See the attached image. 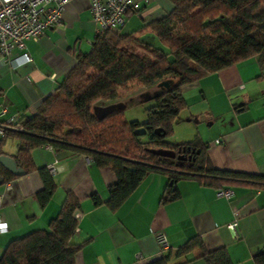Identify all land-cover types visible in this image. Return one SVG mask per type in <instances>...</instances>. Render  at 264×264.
Here are the masks:
<instances>
[{
	"label": "crops",
	"instance_id": "crops-1",
	"mask_svg": "<svg viewBox=\"0 0 264 264\" xmlns=\"http://www.w3.org/2000/svg\"><path fill=\"white\" fill-rule=\"evenodd\" d=\"M172 9L169 0H134L118 30L121 35L143 37L150 24ZM58 28H48L38 40H26L22 51L31 61L12 69L0 56V107L6 116H31L41 102L74 66L79 54L90 50L97 32L87 0H72L61 15ZM154 40V39H153ZM20 62L17 59L14 63ZM186 107L181 110V130H194L205 143L211 165L219 170L264 175V52L214 73H207L181 88ZM126 107V106H125ZM1 122V119H0ZM218 140L219 142H216ZM3 151L14 155L16 141L5 142ZM37 168H47L57 188L40 206L35 194L42 188L37 172L18 176L0 186V256L7 243L33 230L45 229L56 216L66 191L80 201L77 228L71 239L83 242L75 264H148L167 255L163 264H205L199 249L176 257L189 239L198 237L206 250L224 247L233 264H254L264 250V189L231 185L230 199L216 196V189L196 179L174 185L178 197L164 200L168 181L160 174L147 175L118 207L111 211L92 203L104 201L107 187L115 182L110 168L99 167L80 153L54 151L49 146L30 151ZM164 198V199H163ZM235 223L234 234L228 225ZM166 234L169 249L158 253L155 233Z\"/></svg>",
	"mask_w": 264,
	"mask_h": 264
},
{
	"label": "trees",
	"instance_id": "trees-1",
	"mask_svg": "<svg viewBox=\"0 0 264 264\" xmlns=\"http://www.w3.org/2000/svg\"><path fill=\"white\" fill-rule=\"evenodd\" d=\"M169 1L171 11L150 24L148 35H121L120 28L96 34L90 50L77 55L74 66L35 114L18 115L12 127L5 128L0 155H8L3 151L7 139L16 141L15 154L9 156L25 174L39 175L42 188L35 197L40 206L48 203L57 188L50 171L35 167L31 160L30 151L43 146L56 152L80 153L97 166L110 168L115 182L107 187V198L102 201L92 195L91 199L93 205L103 204L111 211L117 210L149 174L166 177L164 200L178 197L173 187L181 179H196L216 190L238 184L264 189L262 174L214 168L205 143L198 137L177 144L164 141L186 107L180 91L183 86L264 52V0ZM179 29L182 35L175 36L174 31ZM132 81L143 87L165 82L163 90L149 99L153 104L147 120L142 125L127 122L122 111L96 119L92 103L117 98V90ZM15 125L21 130H15ZM138 126H142L140 131ZM155 129L160 130L155 133ZM148 148L173 150L185 160L178 163L175 158L154 155ZM0 175L4 183L16 178L1 165ZM79 208V199L66 191L47 227L10 240L0 264H75L83 246V242L71 241ZM194 248L199 249V258L205 264H233L224 247L206 250L198 237L189 239L175 256ZM167 260V255H161L148 264ZM253 263L264 264V250L254 254Z\"/></svg>",
	"mask_w": 264,
	"mask_h": 264
},
{
	"label": "built area",
	"instance_id": "built-area-1",
	"mask_svg": "<svg viewBox=\"0 0 264 264\" xmlns=\"http://www.w3.org/2000/svg\"><path fill=\"white\" fill-rule=\"evenodd\" d=\"M72 0H0V56L12 69L31 61L27 53L20 54L17 58H11L15 51L24 49L26 40H38L48 28L61 26V15L67 3ZM93 22L97 26V32L116 31L125 22L134 6V0H87ZM17 59L20 62L14 63ZM7 109L0 107V137L3 136L6 127H12L17 115L6 116ZM15 130H21L20 125L13 126ZM216 142H219L216 140ZM90 160V159H88ZM91 161V160H90ZM216 196L224 199L232 197L229 188L216 190ZM235 223L228 225L234 234ZM6 230L5 223L0 222V232ZM155 241L158 253H164L169 249L165 232L155 233ZM141 255L136 254L137 264Z\"/></svg>",
	"mask_w": 264,
	"mask_h": 264
},
{
	"label": "rangeland",
	"instance_id": "rangeland-1",
	"mask_svg": "<svg viewBox=\"0 0 264 264\" xmlns=\"http://www.w3.org/2000/svg\"><path fill=\"white\" fill-rule=\"evenodd\" d=\"M175 36H181L182 30H175ZM164 86L156 85L153 87H143L136 82H129L123 87L117 90V98L112 100L97 99L92 103V106H106L108 104L121 102L126 107L122 111V115L125 121H136L139 124H143L148 118V108L153 104V100L147 99V97H153L158 92L162 91ZM149 100V101H148ZM180 120L172 127V132L164 137V141L170 144H177L186 141H192L196 139L197 133L194 130H181V123L185 120L183 113L179 114ZM142 126H138L137 130H141ZM12 139H7L6 142L10 143Z\"/></svg>",
	"mask_w": 264,
	"mask_h": 264
},
{
	"label": "water",
	"instance_id": "water-1",
	"mask_svg": "<svg viewBox=\"0 0 264 264\" xmlns=\"http://www.w3.org/2000/svg\"><path fill=\"white\" fill-rule=\"evenodd\" d=\"M165 84V82H162L159 85H163ZM152 97H147V99H151ZM125 109V105L121 102H117V103H112V104H108L106 106H93L92 107V112L93 115L96 119L98 120H102L105 117H107L108 115L112 114L113 112L116 111H123ZM160 129H155V133H158ZM148 152L160 156V157H165V158H175L176 161L178 163L181 162V160L185 159L183 156L181 155H175L173 150H169V149H162V148H157V149H153V148H148L147 149ZM0 165L3 167V169L5 171H7L8 173L12 174L13 176H22L25 174L24 170L20 167H18L15 163V161L13 160V158L9 155H0ZM4 183V179L3 176L0 175V186Z\"/></svg>",
	"mask_w": 264,
	"mask_h": 264
},
{
	"label": "flooded vegetation",
	"instance_id": "flooded-vegetation-1",
	"mask_svg": "<svg viewBox=\"0 0 264 264\" xmlns=\"http://www.w3.org/2000/svg\"><path fill=\"white\" fill-rule=\"evenodd\" d=\"M186 155V154H185ZM183 160H185V159H183ZM188 161V160H187Z\"/></svg>",
	"mask_w": 264,
	"mask_h": 264
}]
</instances>
